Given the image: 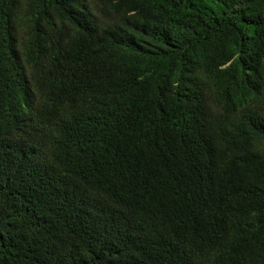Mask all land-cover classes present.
Instances as JSON below:
<instances>
[{
	"label": "trees",
	"instance_id": "trees-1",
	"mask_svg": "<svg viewBox=\"0 0 264 264\" xmlns=\"http://www.w3.org/2000/svg\"><path fill=\"white\" fill-rule=\"evenodd\" d=\"M0 264H264V0H0Z\"/></svg>",
	"mask_w": 264,
	"mask_h": 264
}]
</instances>
